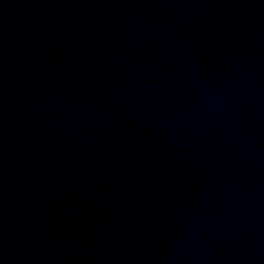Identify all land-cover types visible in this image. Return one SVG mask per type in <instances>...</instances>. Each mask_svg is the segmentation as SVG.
<instances>
[{"label": "water", "instance_id": "obj_1", "mask_svg": "<svg viewBox=\"0 0 264 264\" xmlns=\"http://www.w3.org/2000/svg\"><path fill=\"white\" fill-rule=\"evenodd\" d=\"M203 0H0V264H163Z\"/></svg>", "mask_w": 264, "mask_h": 264}]
</instances>
